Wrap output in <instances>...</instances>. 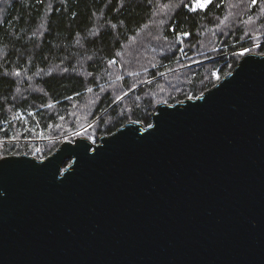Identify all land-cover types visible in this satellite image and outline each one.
Wrapping results in <instances>:
<instances>
[{"label": "water", "instance_id": "95a60500", "mask_svg": "<svg viewBox=\"0 0 264 264\" xmlns=\"http://www.w3.org/2000/svg\"><path fill=\"white\" fill-rule=\"evenodd\" d=\"M149 116L0 158V264H264V55Z\"/></svg>", "mask_w": 264, "mask_h": 264}, {"label": "trees", "instance_id": "16d2710c", "mask_svg": "<svg viewBox=\"0 0 264 264\" xmlns=\"http://www.w3.org/2000/svg\"><path fill=\"white\" fill-rule=\"evenodd\" d=\"M178 2L0 0V158L32 155L36 140L46 158L92 122L93 138L147 127L158 103L196 98L231 73L234 53H264V0H215L200 14ZM173 21L190 33L183 43Z\"/></svg>", "mask_w": 264, "mask_h": 264}, {"label": "snow or ice", "instance_id": "6c2138e0", "mask_svg": "<svg viewBox=\"0 0 264 264\" xmlns=\"http://www.w3.org/2000/svg\"><path fill=\"white\" fill-rule=\"evenodd\" d=\"M257 3V0H251V3L249 6L251 7L252 5H255ZM220 5L215 3V0H179V2L176 4V7L178 9H183L186 10L185 14L192 13V14H200V13H207L210 11L213 7H219ZM262 12H264V9H261ZM180 29V25L173 21L172 25L169 27L168 31L173 32L176 37V42L178 44L183 43V38H186L187 36L190 35L189 32L183 31V30H178ZM180 51L182 52L183 49L181 48ZM215 51V49H213ZM251 49L244 48L238 53H234L235 55H239L243 57L246 52H250ZM264 55V53H262ZM231 67V66H229ZM231 73H225V75H230ZM131 75V73H130ZM215 75V73H213ZM217 80H219V77L217 76ZM88 91H91V89H88ZM70 99V97H68ZM119 99V97H117ZM166 103V101H164ZM51 105H49L50 107ZM63 119V118H61ZM149 127H152L149 125ZM91 139V137H89Z\"/></svg>", "mask_w": 264, "mask_h": 264}, {"label": "rangeland", "instance_id": "374dc122", "mask_svg": "<svg viewBox=\"0 0 264 264\" xmlns=\"http://www.w3.org/2000/svg\"><path fill=\"white\" fill-rule=\"evenodd\" d=\"M250 53H254V52H250ZM245 54H247L248 55V52L247 53H245ZM134 90V89H133ZM155 109V108H154ZM103 115V114H102ZM101 115V116H102ZM101 116H98V117H101ZM97 117V118H98ZM94 122H92V123H89V124H87V125H85V126H82V127H80V128H78V129H76V130H74V131H71L70 133H67L66 135H64V136H61V137H59L58 139H57V141H60V144L62 143V142H64V141H73L75 138H78V137H85V138H87L88 140H90L91 142H92V144H95V143H97L98 142V139L101 137V136H99L98 138H93V137H91V139H89V137L87 136V131H85V130H87L92 124H93ZM42 141H44V140H36V141H29L30 143H32V144H36V149L35 150H33V153H32V155H29V156H31L32 158L34 157L35 159H38V160H41V159H43V158H45L44 157V152H43V150L41 149V143H42ZM48 140H45V142H47ZM4 142V141H3ZM36 142V143H35ZM59 145V144H58Z\"/></svg>", "mask_w": 264, "mask_h": 264}]
</instances>
